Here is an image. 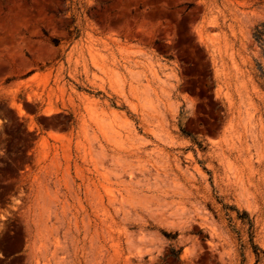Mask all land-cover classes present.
I'll list each match as a JSON object with an SVG mask.
<instances>
[{
    "label": "rangeland",
    "instance_id": "1",
    "mask_svg": "<svg viewBox=\"0 0 264 264\" xmlns=\"http://www.w3.org/2000/svg\"><path fill=\"white\" fill-rule=\"evenodd\" d=\"M262 23L264 0H0V264H264Z\"/></svg>",
    "mask_w": 264,
    "mask_h": 264
},
{
    "label": "trees",
    "instance_id": "2",
    "mask_svg": "<svg viewBox=\"0 0 264 264\" xmlns=\"http://www.w3.org/2000/svg\"><path fill=\"white\" fill-rule=\"evenodd\" d=\"M253 36H254L255 40L259 43V45L262 47V49H263V53H264V23L259 24V25H257V26L255 27L254 32H253ZM52 43H53L54 45H58L59 40H57L56 38H53V39H52ZM259 68H260V71H261V73H260L259 76L262 77V78L264 79V71H263L261 65H259ZM261 85L264 87V81L261 83ZM239 217H240V218H243V219H244V218H248V220H250L249 217H248V213H247L246 211H243V212L241 213V215H239ZM249 223H250V225L252 226L251 221H249ZM162 233H163L168 239H170V240H174V239H176L177 236H178V233H177V232H175V233H171V232H167V231H162ZM206 237H207V235H204V238H206ZM253 247H254V250H255V252H256L257 254H258L259 251H262V252L264 253V251L261 250L257 245L254 244ZM181 250H182V248H178V249H176L175 247H171V254H172L175 258H177V259L180 260V253H181Z\"/></svg>",
    "mask_w": 264,
    "mask_h": 264
}]
</instances>
